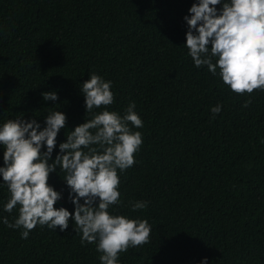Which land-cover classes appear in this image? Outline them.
Masks as SVG:
<instances>
[{
	"label": "trees",
	"instance_id": "obj_1",
	"mask_svg": "<svg viewBox=\"0 0 264 264\" xmlns=\"http://www.w3.org/2000/svg\"><path fill=\"white\" fill-rule=\"evenodd\" d=\"M193 2L0 0V123L23 113L43 126L49 110L65 112L54 159L66 135L91 119L80 90L89 72L112 81L110 110L123 115L135 101L143 143L118 171L110 211L152 227L120 264H198L205 256L208 264H264V91L233 92L194 66L183 45ZM51 90L58 100L44 101ZM63 175L59 167L49 174L62 193L54 207L73 211ZM8 196L0 184V216L12 221ZM137 200L147 207L133 211ZM20 231L0 223V264H100L95 242L82 244L71 218L63 232L39 224L27 238Z\"/></svg>",
	"mask_w": 264,
	"mask_h": 264
},
{
	"label": "clouds",
	"instance_id": "obj_2",
	"mask_svg": "<svg viewBox=\"0 0 264 264\" xmlns=\"http://www.w3.org/2000/svg\"><path fill=\"white\" fill-rule=\"evenodd\" d=\"M188 13L183 45L194 66H206L233 92L264 91V0H194ZM80 90L85 114H91V119H84L66 135L54 159L58 133L66 124L65 112L49 110L43 126L23 113L0 123V184H6L9 193L3 210L12 213L16 208L18 213L12 221L0 216V223L20 229L21 238H27L37 224L63 232L71 218L81 243L95 242L100 264H120V253L146 243L152 227L147 219L110 211L119 203L118 171L123 173L134 164V153L143 143L138 130L143 121L135 101L123 115L107 107L114 93L112 81L102 75L89 72ZM41 95L44 101L58 100L55 90ZM248 103L250 99L245 106ZM221 110L220 103L210 108L213 115ZM57 167L64 173L73 211L54 207L62 193L48 181ZM147 205L145 200L131 202L133 211ZM198 264H208V257Z\"/></svg>",
	"mask_w": 264,
	"mask_h": 264
}]
</instances>
